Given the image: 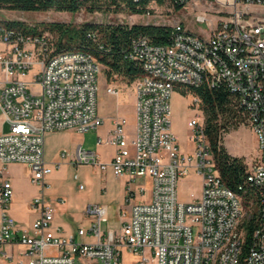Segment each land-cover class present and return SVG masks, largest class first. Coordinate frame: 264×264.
Wrapping results in <instances>:
<instances>
[{"label": "built area", "instance_id": "2783aa9c", "mask_svg": "<svg viewBox=\"0 0 264 264\" xmlns=\"http://www.w3.org/2000/svg\"><path fill=\"white\" fill-rule=\"evenodd\" d=\"M191 1L195 0L175 3L185 7ZM215 1L227 15L215 27L207 15L197 16V21L209 22V35L177 23L168 43L155 44L141 35L125 52V58L141 69L135 81V132H128L125 117L115 116L105 141L116 148L111 163L101 162L81 147L75 162L111 168L117 177L127 175L128 201L138 193L147 197L149 189L150 193L145 201L132 205L118 231L104 233L105 211L90 206L93 223L78 234L92 235L94 243L78 242L55 225V206L47 201L46 191L51 189L50 175L61 163L46 160L45 137L53 131L86 133L104 124L98 111L103 65L87 51L60 48L45 32L32 33L10 26L8 20L0 22L4 45L0 111L8 126L0 133V252L4 257L13 258L7 246L22 245L27 264H76L78 257L103 264H264V18L253 17L249 11L251 6L263 7L264 0ZM203 85L225 86L241 123L257 138L261 156L248 170L247 182L255 190L249 205L220 176L203 116L200 119L197 113L188 121L192 152L182 149L174 133L173 95L179 87ZM106 91L120 94L112 85ZM187 96L199 110L200 98ZM66 156V152L61 155ZM12 163L28 166L32 183L40 188L32 202L39 215L30 230H20L9 211L14 187L4 172ZM192 174L201 178V195L182 202L179 183ZM139 180L145 182L135 189ZM251 220L256 226L247 243ZM124 252L137 261L125 263Z\"/></svg>", "mask_w": 264, "mask_h": 264}, {"label": "crops", "instance_id": "0c3cea01", "mask_svg": "<svg viewBox=\"0 0 264 264\" xmlns=\"http://www.w3.org/2000/svg\"><path fill=\"white\" fill-rule=\"evenodd\" d=\"M3 48L4 45L0 42V50ZM106 95L107 99L101 101L100 104L98 103L99 114L105 119L101 127L86 133H79L75 130L53 131L47 133L45 137L46 160L51 164L61 163L60 168L55 169L49 177L51 189L46 191V199L55 206V225L62 228L67 234L74 235L75 239L81 243L95 242V238L90 234L84 236L78 234L80 229H87L93 223L94 218L88 211L90 206L98 205L105 211L107 222L102 224V230L107 233L109 230H120L129 218V211L132 205L143 202L149 197L138 193L131 201H128L126 189L129 177L127 175L117 177L111 168L101 170L91 165H76L75 158L79 147L87 152L95 153L103 163H111L113 160L116 148L105 143L113 126L112 119L115 116H121L128 120L130 113L122 107L114 95L108 93ZM174 95L177 96V100L184 98L178 92ZM127 96L128 102L132 104L136 114V97L130 93ZM135 127L136 121L133 130L129 129L127 125V130L131 135L134 134ZM7 128L8 126L0 111V133L7 130ZM173 130L177 135L174 127ZM177 137L185 152L193 151L189 150L187 144H182L184 138L180 139L178 135ZM254 137L257 142L255 135ZM99 140H102L103 143L99 144ZM64 152L67 153V156L63 159L61 155ZM230 154L244 158L247 163L246 156ZM2 168L3 165L0 164V170ZM69 168L77 169V171L85 168L86 171L89 170L90 175L81 179L76 172L78 179L74 178L73 185H71L63 177V172ZM4 177L10 179L14 187V196L9 210L10 214L16 220L20 230H30L39 215V211L32 207V202L40 193V188L31 181L32 171L26 165L12 163L5 167ZM144 182L145 180H139L134 184V188L137 189ZM75 186H77V189L74 188ZM59 198L64 201L62 203L58 202ZM123 213H125V217L122 216ZM24 251L25 247L22 245L7 246L6 252L13 254V258L7 259L0 252V264H7L5 260H9L10 264H27L26 259L22 255ZM77 259H84L89 264H100L97 260L79 257Z\"/></svg>", "mask_w": 264, "mask_h": 264}, {"label": "trees", "instance_id": "16d2710c", "mask_svg": "<svg viewBox=\"0 0 264 264\" xmlns=\"http://www.w3.org/2000/svg\"><path fill=\"white\" fill-rule=\"evenodd\" d=\"M165 0H157L163 3ZM177 8L183 5L168 0ZM148 0L136 3L133 0H0V10H20L78 13L82 9L89 12L103 11L105 7H116L131 13H143L149 5ZM10 26L20 27L32 33L49 31L58 36L60 48H78L94 55L106 68L108 82L120 76L133 83L141 76V69L125 58V52L138 36H146L155 44H166L170 41L173 27L158 25L127 24H85L71 26L65 23H43L40 26H29L22 21H8ZM41 27V28H40ZM177 92L182 96L192 93L201 100L200 109L204 114L205 132L217 169L224 183L233 191L244 196L246 204L255 198V190L247 182L248 165L244 158L232 156L224 145V134L230 132L231 125L242 124L239 112L231 93L225 86L210 88L203 85L188 89L179 87ZM255 207H252L254 212ZM247 243L256 224L251 220L247 224Z\"/></svg>", "mask_w": 264, "mask_h": 264}, {"label": "rangeland", "instance_id": "374dc122", "mask_svg": "<svg viewBox=\"0 0 264 264\" xmlns=\"http://www.w3.org/2000/svg\"><path fill=\"white\" fill-rule=\"evenodd\" d=\"M249 11L253 17L264 18V6H251ZM199 14L207 15L212 26H216L227 15L221 13V7L215 0H195L182 8H177L170 1L165 0L163 3H150L143 13H131L127 10H122L116 7H105L103 11L89 12L82 9L78 13L57 12L54 10L48 12L39 11H20V10H0V22L5 20L22 21L27 25L40 26L43 23H65L71 26H82L85 24H141V25H158L173 27L177 23H182L191 31L207 36L210 33L209 22L197 21ZM41 28V27H40ZM50 38L56 42L58 36L52 32L45 31ZM107 85H112L120 90V94L115 96L121 103L122 107L130 113L128 120V128L133 130L136 121V114L132 108V104L128 102L127 94L135 95V82L129 83L120 76H115L112 82H108L106 76V68L103 66L102 73L99 75V97L98 103L107 99ZM37 89V87H34ZM193 99L191 96H184L183 99H178L173 96L172 123L179 138L185 140L182 144H187L189 150H193V143L189 139L190 129L188 121L191 120L197 113L202 119L204 114L201 109H194L191 106ZM197 108V107H196ZM198 110V111H197ZM224 145L228 151L234 155H244L247 159V165L250 169L261 156L258 143L255 140L254 133L251 129L243 124L231 125L230 132L224 134ZM89 170L77 171V169H66L63 173L64 179L73 185L74 174L77 172L79 178L84 179L90 175ZM76 185V184H75ZM77 189V186L74 187ZM201 178L197 174H192L189 177L180 181L178 186L179 199L182 202H191L201 195ZM148 190L147 197L149 196ZM137 257L127 252L123 254L125 263L137 261ZM5 263L10 264L9 260ZM76 264H89L84 259H77ZM96 264V263H95ZM100 264H103L100 262Z\"/></svg>", "mask_w": 264, "mask_h": 264}]
</instances>
